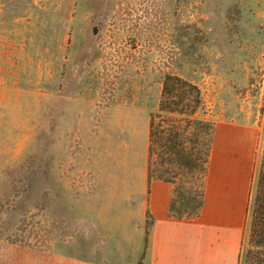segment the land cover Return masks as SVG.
I'll return each instance as SVG.
<instances>
[{
	"label": "rangeland",
	"instance_id": "obj_1",
	"mask_svg": "<svg viewBox=\"0 0 264 264\" xmlns=\"http://www.w3.org/2000/svg\"><path fill=\"white\" fill-rule=\"evenodd\" d=\"M169 74L199 86L206 119L251 135L258 178L264 0H0V245L10 259L135 264L150 113ZM144 228L146 248L148 215Z\"/></svg>",
	"mask_w": 264,
	"mask_h": 264
},
{
	"label": "crops",
	"instance_id": "obj_2",
	"mask_svg": "<svg viewBox=\"0 0 264 264\" xmlns=\"http://www.w3.org/2000/svg\"><path fill=\"white\" fill-rule=\"evenodd\" d=\"M254 142L235 124L215 127L213 149L205 182L201 212L194 219L169 217L173 187L163 181L149 182L141 221L137 224L135 264H239L250 202ZM151 221L145 248V218ZM138 230L140 232H138ZM0 264H102L77 259H10L11 246L0 245ZM131 251V252H132ZM146 255L142 259L143 253ZM142 259V260H141Z\"/></svg>",
	"mask_w": 264,
	"mask_h": 264
},
{
	"label": "trees",
	"instance_id": "obj_3",
	"mask_svg": "<svg viewBox=\"0 0 264 264\" xmlns=\"http://www.w3.org/2000/svg\"><path fill=\"white\" fill-rule=\"evenodd\" d=\"M205 111V97L198 85L178 75H166L158 107L150 113L148 180L172 185L169 217L177 220L198 217L203 206L216 127L204 117ZM189 178H195L196 184ZM239 264H264V135Z\"/></svg>",
	"mask_w": 264,
	"mask_h": 264
}]
</instances>
